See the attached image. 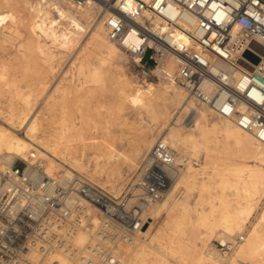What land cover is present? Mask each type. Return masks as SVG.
<instances>
[{"label": "bare ground", "instance_id": "obj_1", "mask_svg": "<svg viewBox=\"0 0 264 264\" xmlns=\"http://www.w3.org/2000/svg\"><path fill=\"white\" fill-rule=\"evenodd\" d=\"M103 14L95 0H0V171L16 159L29 162L34 155L51 177L87 175L120 192L127 175L165 141L180 166L175 182L149 210L137 243L122 249V263L264 264V145L200 106L176 84L173 57L160 64L149 62V57H130L110 40ZM76 47L70 70L64 72L63 82L72 76L69 84H58L42 102L43 111L52 114L44 118L50 119L47 128L40 114H32L37 94L49 90L60 65L56 62L70 57ZM127 60L142 68L149 62L143 74L154 73L159 82L146 77L134 81L135 68ZM20 69L33 77L19 80L14 72ZM127 105L133 108L130 113ZM82 106L90 114L78 120L72 110L81 112ZM101 111L107 124L120 122L135 129L134 139L124 152L120 149L123 155L114 144L115 152L104 150L116 132L96 124L93 114L100 116ZM147 117L153 124L146 123ZM236 237L245 242L229 255L212 245L214 240L229 244ZM85 241L81 235L79 243Z\"/></svg>", "mask_w": 264, "mask_h": 264}, {"label": "built area", "instance_id": "obj_2", "mask_svg": "<svg viewBox=\"0 0 264 264\" xmlns=\"http://www.w3.org/2000/svg\"><path fill=\"white\" fill-rule=\"evenodd\" d=\"M95 1L112 42L141 61L173 57L176 84L264 145V0ZM179 167L159 141L115 192L87 175L51 177L34 155L16 159L0 171V264H123L122 249L140 239ZM243 241L216 248L229 255Z\"/></svg>", "mask_w": 264, "mask_h": 264}, {"label": "rangeland", "instance_id": "obj_3", "mask_svg": "<svg viewBox=\"0 0 264 264\" xmlns=\"http://www.w3.org/2000/svg\"><path fill=\"white\" fill-rule=\"evenodd\" d=\"M23 32H24V34L26 33V30L25 29H23ZM88 38H89V36L88 35H86L85 37H84V39H83V44L84 43H86L87 41H88ZM16 42V41H15ZM78 47V46H77ZM75 48L74 50H72V52L70 53V57H67V58H65L63 61H59V62H56V63H60V65L59 66H57V72H56V74H55V76H53V78H52V80H51V86H50V88H49V90L44 94V93H39V94H37V95H39V97H37V101H35V103H36V105L34 106L35 107V110H32L33 112H32V114H34V115H38V114H40L39 116L41 117V118H43L42 120H44V118H50V116H52V114H50V112L49 113H47V111H43V110H46V109H44L45 108V105H43L42 104V102H43V100L46 98V95H49V94H52L53 92H52V90L54 91V89H55V87H57L58 86V84L60 85L61 83H64L63 82V79H64V75H65V73L68 71V70H70L69 68L71 67V65H72V62L74 61V58L76 57L75 56V54H74V51L76 50V52H77V49H79V48ZM15 50H12V52H14ZM9 52H11V50L9 51ZM127 63H128V65L129 66H131V67H134L135 69H134V71H132L131 72V76H132V78L134 79V81H136V82H139L141 79H143L144 77H146V79H149V80H151V81H153V82H159V77L157 76V75H155L154 73H149L148 74V76L147 75H145V74H143V71H148L147 69L148 68H142V67H139L136 63H134V62H132V61H130V60H127ZM57 65V64H56ZM24 71L22 70L21 71V69L20 70H17V71H15L14 73H15V77H17L19 80H22L23 78H26V77H31V75H29V74H27V73H23ZM65 72V73H64ZM20 77V78H19ZM32 77H33V75H32ZM31 77V78H32ZM36 77V76H35ZM67 78V81L64 83V84H69V82L68 81H70L71 79H72V76H71V74L69 73L68 74V76L66 77ZM69 78V79H68ZM25 83H23L22 85H24ZM52 89V90H51ZM49 92H51V93H49ZM45 97V98H44ZM42 100V101H41ZM41 105V106H40ZM201 106V105H200ZM42 108V109H41ZM127 109H126V113H130L132 110H133V108L131 107V106H129V105H127V107H126ZM34 109V108H33ZM41 110H42V112H41ZM86 110V108L85 107H83L82 106V111L81 112H79V111H77V110H72V112H74V114H75V118H78V120L79 119H81L82 117H86L87 116V114L86 113H89L87 110ZM84 111V112H83ZM86 112V113H85ZM96 113L97 112H94V114H93V117H94V121L96 122V124L98 125V126H103V125H105V126H111V128H112V130H115V132L117 133H115V138H114V141L112 142V140L110 141V144L109 145H107V147L106 146H103L105 149V151H106V153H111L112 151H113V148H114V145H115V147L116 148H114V149H116V151H117V148H118V151L121 153V155H123V152H124V150H125V148H127V146L129 145V143L134 139V136H135V134H136V131H135V129H133V128H131L132 126H124V125H121V124H119L120 122H112V123H110V125L109 124H107V122H106V118L104 117L105 115H103L104 113L101 111V115L100 116H98V113H97V115H96ZM85 114V115H84ZM90 114V113H89ZM47 117H46V116ZM79 115V116H78ZM80 116H81V118H80ZM96 116V117H95ZM98 117V118H97ZM77 120V121H78ZM85 121H86V119H84ZM102 120V121H101ZM150 118H146V123L147 124H153V122H150ZM49 121H50V119H49ZM49 121H48V119L46 120H44L42 123H43V125L45 124L46 125V123L48 122L49 123ZM46 122V123H45ZM100 122H102V123H100ZM96 124L94 125V124H92V126H96ZM4 125V123L2 122V119H0V126H3ZM44 125V126H45ZM117 125V126H116ZM119 125H120V127H119ZM48 126V124L45 126V127H47ZM124 126V127H123ZM48 128V127H47ZM126 128V129H125ZM121 129H124L123 131H120ZM117 130H119V131H117ZM21 133H24V131L22 130V131H20ZM120 132V134H118ZM123 133V135H122V137H121V134ZM120 136V138H117V137H119ZM117 138V139H116ZM122 138V139H121ZM119 139V140H118ZM116 140H118V141H116ZM127 142V143H126ZM114 144V145H113ZM113 147H112V146ZM124 148V149H123ZM120 149H121V151H123V152H121L120 151ZM91 151H92V149H90ZM113 152H115V151H113ZM200 156L201 157H203V154H200ZM144 164V162H142V163H139L137 166H139V167H137V169L135 170V171H131L127 176H128V179H127V182L133 177V176H135L136 175V173H138L139 172V170H140V168H141V166ZM19 168H23V164H20L19 165ZM45 170H46V168H45ZM55 177H63V175L61 174V173H56L55 174ZM96 182V181H95ZM98 183V182H97ZM98 184H100V185H102L101 183H98ZM103 186V185H102ZM184 192V193H183ZM182 193L184 194H181V195H183V196H185L186 195V191L183 189L182 190ZM196 193L197 192H194L193 194H192V197L190 198V204L191 205H193L194 206V204H195V202H196V199H197V195H196ZM180 197V196H179ZM264 205V202L262 203V205H261V207ZM260 211V209L258 210V212ZM258 212H257V214H258ZM257 214H256V216H257ZM255 216V217H256ZM255 217L252 219V221H254L255 220ZM250 227H251V224H248L247 225V229H250ZM204 231V230H203ZM243 235H244V237H246V239H247V237H248V234H247V231H245L244 233H243ZM236 238H238V237H236ZM243 242H245V241H243ZM243 242H241V243H243ZM217 244H227V242H222V240H214V241H212V245H214V246H216ZM219 250V249H218Z\"/></svg>", "mask_w": 264, "mask_h": 264}, {"label": "water", "instance_id": "obj_4", "mask_svg": "<svg viewBox=\"0 0 264 264\" xmlns=\"http://www.w3.org/2000/svg\"><path fill=\"white\" fill-rule=\"evenodd\" d=\"M254 61H255L256 63H259V59H257V58H255Z\"/></svg>", "mask_w": 264, "mask_h": 264}]
</instances>
